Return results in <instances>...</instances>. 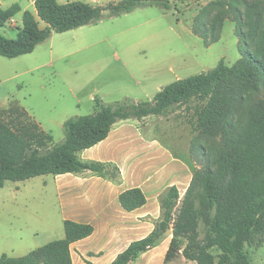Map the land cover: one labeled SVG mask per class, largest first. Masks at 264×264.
Segmentation results:
<instances>
[{
    "label": "trees",
    "instance_id": "obj_1",
    "mask_svg": "<svg viewBox=\"0 0 264 264\" xmlns=\"http://www.w3.org/2000/svg\"><path fill=\"white\" fill-rule=\"evenodd\" d=\"M195 0H118L107 6L74 1L35 0L37 18L26 12L17 38L0 34V56L17 58L34 52L52 32L65 33L96 24L105 17H119L137 8L158 7L169 11L175 3ZM243 7L244 10H241ZM214 9L209 22L201 18ZM21 8L0 7V27ZM226 20L236 24L235 35L247 50L231 67L221 61L214 69L177 80L163 88L151 102L131 99L105 104L95 99V112L68 119L65 139L54 143L51 134L17 104L0 111V188L7 181L24 182L45 175L91 172L119 182L114 164L86 162L79 153L106 140L120 121L161 116L170 108L193 99L207 101L197 111L199 135L192 139L190 156L199 164L176 214L180 193L176 186L160 197L162 217L145 238L132 242L111 264H133L162 242L173 226V239L165 257L168 264L180 251L198 264H252L246 246L264 243V9L250 0L235 4L211 2L192 25L194 35L206 46L217 43ZM43 23L45 26L40 27ZM205 140L208 146L198 143ZM120 204L127 212L144 206V192H123ZM65 238L40 247L20 258L2 256L0 264H73L70 246L92 235L91 225L64 222ZM217 249V262L210 250Z\"/></svg>",
    "mask_w": 264,
    "mask_h": 264
},
{
    "label": "rangeland",
    "instance_id": "obj_2",
    "mask_svg": "<svg viewBox=\"0 0 264 264\" xmlns=\"http://www.w3.org/2000/svg\"><path fill=\"white\" fill-rule=\"evenodd\" d=\"M57 1L61 4L80 1L92 6L118 2ZM215 1L219 0L175 3L169 11L158 7L137 8L65 33L52 32L31 54L13 59L0 56V111L19 105L59 144L66 136L64 123L75 116L94 114L96 98L105 104L125 99L151 102L163 88L177 80L210 71L221 61L231 67L241 58V50H247L235 35L234 22L226 20L220 40L209 47L192 31L195 18ZM224 1L235 4L238 0ZM250 1L264 9V0ZM14 4L21 11L0 27L1 35L13 39L23 26L26 12L37 18L35 0H0L3 10ZM213 12L214 9L207 11L202 22H209ZM206 103L193 99L149 120V133L170 146V152L185 165L184 174H190L191 180L200 167L190 156L192 139L200 133L197 111ZM198 143L209 144L205 140ZM52 178L46 175L24 182L7 181L0 188V255L5 252L15 256L19 252L18 244L30 249L56 238V230L62 226L60 207L50 183ZM45 181L49 182L46 190ZM185 193L180 195L176 214ZM172 239L173 226L162 240L167 251L163 246L153 253L157 255L156 264H164ZM185 246L186 240L180 239L179 254L168 264H198L182 255ZM245 249L252 264H264V243L261 246L253 243ZM210 253L217 262L220 252L212 249Z\"/></svg>",
    "mask_w": 264,
    "mask_h": 264
},
{
    "label": "crops",
    "instance_id": "obj_3",
    "mask_svg": "<svg viewBox=\"0 0 264 264\" xmlns=\"http://www.w3.org/2000/svg\"><path fill=\"white\" fill-rule=\"evenodd\" d=\"M152 117L155 116L140 121H120L112 127L106 140L79 153L86 162L116 165L121 173L119 182L91 172L51 175L62 228L56 230V238L47 244L65 238V221L94 228L91 236L70 246L73 264H111L132 242L147 237L154 230L162 217L160 197L167 189L176 186L180 195L187 191L190 174L185 176V165L174 158L170 146L149 133ZM44 185L45 190L49 189L48 181ZM134 188L144 192L147 202L141 208L127 212L119 197ZM164 243L160 242L133 264H156L157 255L153 253L163 246L166 248ZM38 247L25 249L23 244H18L19 252L14 253L15 256L4 252L0 259L4 255L20 258Z\"/></svg>",
    "mask_w": 264,
    "mask_h": 264
}]
</instances>
